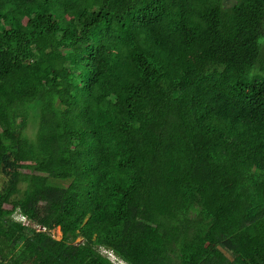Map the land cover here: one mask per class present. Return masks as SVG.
I'll use <instances>...</instances> for the list:
<instances>
[{
	"label": "trees",
	"instance_id": "obj_1",
	"mask_svg": "<svg viewBox=\"0 0 264 264\" xmlns=\"http://www.w3.org/2000/svg\"><path fill=\"white\" fill-rule=\"evenodd\" d=\"M261 38L264 0H0V263L264 264Z\"/></svg>",
	"mask_w": 264,
	"mask_h": 264
},
{
	"label": "built area",
	"instance_id": "obj_2",
	"mask_svg": "<svg viewBox=\"0 0 264 264\" xmlns=\"http://www.w3.org/2000/svg\"><path fill=\"white\" fill-rule=\"evenodd\" d=\"M14 218L16 220H18V221H21L23 224H29V221L26 219V217L23 216V215H21V214H18V213L15 214V217ZM100 252L102 254H106V256L111 260V262H113L115 264H126L123 260H121L119 257H117L114 254V252L112 250H110V249H106V248L100 247Z\"/></svg>",
	"mask_w": 264,
	"mask_h": 264
},
{
	"label": "rangeland",
	"instance_id": "obj_3",
	"mask_svg": "<svg viewBox=\"0 0 264 264\" xmlns=\"http://www.w3.org/2000/svg\"><path fill=\"white\" fill-rule=\"evenodd\" d=\"M223 1H224V4L225 5H230V4L233 3L234 0H223ZM263 40H264V38H261L259 40L260 45L262 44ZM263 46H264V44H263ZM30 127L31 126H29V128L27 130V133L29 135H31V133L33 132L32 128H30ZM5 180H6L5 177L2 174H0V188L3 186ZM60 185H66V184L65 183H60ZM52 233H53V236L55 238H57V239H59L61 237V231H60V228H58V227H56L55 229H53L52 230Z\"/></svg>",
	"mask_w": 264,
	"mask_h": 264
}]
</instances>
